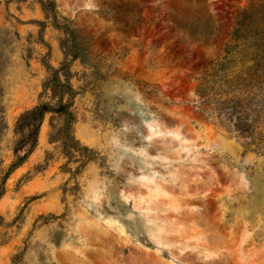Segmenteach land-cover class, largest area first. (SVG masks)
Listing matches in <instances>:
<instances>
[{
  "label": "rangeland",
  "instance_id": "1",
  "mask_svg": "<svg viewBox=\"0 0 264 264\" xmlns=\"http://www.w3.org/2000/svg\"><path fill=\"white\" fill-rule=\"evenodd\" d=\"M238 20L264 44V0H0V264H264V93L257 140L194 94Z\"/></svg>",
  "mask_w": 264,
  "mask_h": 264
},
{
  "label": "trees",
  "instance_id": "2",
  "mask_svg": "<svg viewBox=\"0 0 264 264\" xmlns=\"http://www.w3.org/2000/svg\"><path fill=\"white\" fill-rule=\"evenodd\" d=\"M242 12L246 13L247 10ZM182 26L192 36L208 35L206 31L199 32L191 25ZM263 50L262 41L258 37L251 39L242 28L241 21H236L231 39L224 46L223 57L214 61L202 72L194 89V94L202 106L200 109L202 112L210 109V112L217 115L223 114L227 120H236V123H232V127L253 140L261 137L252 133V124L249 123L259 116L258 110L252 107L253 96L250 95L264 93ZM50 111L67 113L66 104L60 102L55 107H51L48 103H40L21 113L15 128L20 137L12 148L14 159L4 173L3 180L34 148L43 116ZM3 190L2 185L0 196Z\"/></svg>",
  "mask_w": 264,
  "mask_h": 264
},
{
  "label": "bare ground",
  "instance_id": "3",
  "mask_svg": "<svg viewBox=\"0 0 264 264\" xmlns=\"http://www.w3.org/2000/svg\"><path fill=\"white\" fill-rule=\"evenodd\" d=\"M152 133H153V132H152ZM149 263H150V261H149ZM142 264H144V262H143ZM145 264H146V262H145Z\"/></svg>",
  "mask_w": 264,
  "mask_h": 264
}]
</instances>
